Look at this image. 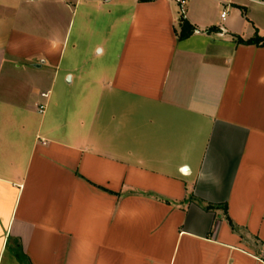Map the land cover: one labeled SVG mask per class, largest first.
<instances>
[{
  "label": "crops",
  "instance_id": "0c3cea01",
  "mask_svg": "<svg viewBox=\"0 0 264 264\" xmlns=\"http://www.w3.org/2000/svg\"><path fill=\"white\" fill-rule=\"evenodd\" d=\"M255 35L264 0H0V264H264Z\"/></svg>",
  "mask_w": 264,
  "mask_h": 264
},
{
  "label": "trees",
  "instance_id": "16d2710c",
  "mask_svg": "<svg viewBox=\"0 0 264 264\" xmlns=\"http://www.w3.org/2000/svg\"><path fill=\"white\" fill-rule=\"evenodd\" d=\"M194 30V27L189 24V22L184 18L183 15L180 17V31H179V38L183 39L185 37H188ZM236 41L238 43L243 44H255V45H262L264 44V37H261L259 35H255L253 38L243 40L242 38H237ZM211 208L210 205L206 206V209Z\"/></svg>",
  "mask_w": 264,
  "mask_h": 264
},
{
  "label": "built area",
  "instance_id": "2783aa9c",
  "mask_svg": "<svg viewBox=\"0 0 264 264\" xmlns=\"http://www.w3.org/2000/svg\"><path fill=\"white\" fill-rule=\"evenodd\" d=\"M176 1L180 4V7L183 9V4L186 2V0H176ZM225 15H226V12L223 11L221 13V18L223 19L225 17ZM42 96L43 97H47V94L44 93V94H42ZM45 108H46L45 104H40L38 106V110H39L40 113H43L45 111Z\"/></svg>",
  "mask_w": 264,
  "mask_h": 264
}]
</instances>
